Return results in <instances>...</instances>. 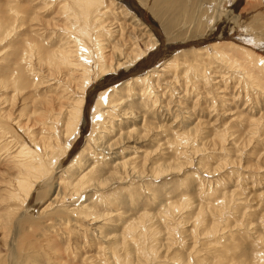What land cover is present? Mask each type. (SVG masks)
I'll return each mask as SVG.
<instances>
[{
    "label": "rangeland",
    "instance_id": "rangeland-1",
    "mask_svg": "<svg viewBox=\"0 0 264 264\" xmlns=\"http://www.w3.org/2000/svg\"><path fill=\"white\" fill-rule=\"evenodd\" d=\"M163 3L0 0V264H264V0Z\"/></svg>",
    "mask_w": 264,
    "mask_h": 264
},
{
    "label": "bare ground",
    "instance_id": "bare-ground-1",
    "mask_svg": "<svg viewBox=\"0 0 264 264\" xmlns=\"http://www.w3.org/2000/svg\"><path fill=\"white\" fill-rule=\"evenodd\" d=\"M92 1H94V0H92ZM95 1H96V0H95ZM99 1H101V0H99ZM160 1H164V3L161 4V5L158 7V8H159V11H161V12H160L161 14H159V12H158L157 15H159L161 19H163V16H164V15H169L171 12H176V10L178 11V7H176V6H175L174 8H171V7H170V4H168V3H169V0H156V3H157V4H160ZM87 2H88V0H87ZM80 3H82V2H80ZM85 3H86V2H85ZM96 3H97V2H96ZM167 4L169 5V9L171 8L170 10H173V11H171V12H169V11H167V10L165 11L164 6L167 5ZM105 5H106V4H105ZM103 6H104V5H103ZM155 6H156V4H155ZM156 7H157V6H156ZM70 8H71V7H70ZM97 8H98V7H97ZM99 8H100V7H99ZM103 8H104V7H103ZM105 8H107V7H105ZM126 8H127V7H126ZM119 9H120V8H119ZM179 9H180V7H179ZM154 10H155V8H154ZM162 10H163V12H162ZM97 11H98V10H97ZM120 11H121V10H120ZM122 11H123V10H122ZM152 11H153V10H152ZM138 12H139V11H138ZM120 13L122 14V12H120ZM98 14H99V13H98ZM104 14H105V13H104ZM150 14H151V13H150ZM71 16H72V15H71ZM99 16H100V15H99ZM118 16H119V14H118ZM122 16H123V15H122ZM129 16H130V15H129ZM134 17H135V15H134ZM68 18H69V17H68ZM125 18H126V17H125ZM126 19H127V18H126ZM132 19H133V18H132ZM161 19H160V20H161ZM96 20H98V19H96ZM122 20H123V19H122ZM135 20H136V19H135ZM123 21H124V20H123ZM88 22H89V21H88ZM109 22H110V21H109ZM126 22H128V21H126ZM139 22H140V21H139ZM164 22H165V20H164ZM164 22H163V23H164ZM97 24H98V23H97ZM99 24H100V23H99ZM137 24H138V23H137ZM140 24H141V23H140ZM103 25H104V24H103ZM173 25H174V22H170L169 26H166V25H165V27H166V28H170V27L172 28ZM87 26H88V25H87ZM87 26H86V27H87ZM93 26H94V24H93ZM119 26H120V25H119ZM124 26H125V25H124ZM133 26H134V25H133ZM140 26H141V25H140ZM250 26H251V25H250ZM98 27H100V26H98ZM117 27H118V26H117ZM137 27H138V26H137ZM118 28H119V27H118ZM89 30H90V29H89ZM126 30H127V29H126ZM131 30H132V29H131ZM113 31H114V30H113ZM165 31H167V30H165ZM251 31H252V30H251ZM96 32H97V31H96ZM126 32H127V31H126ZM138 32H139V31H138ZM141 33H142V32H141ZM198 33H199V31H198ZM200 33H201V32H200ZM125 34H126V33H125ZM129 34H131V33H129ZM109 35H110V34H109ZM128 36H129V35H128ZM132 36H134L133 33H132ZM140 36H141V35H140L139 33H137V37H140ZM252 36H253V35H252ZM95 37H96V35H95ZM129 37H130V36H129ZM145 37H146V36H145ZM98 38H99V35H98ZM124 38H125V37H124ZM147 38H148V37H147ZM153 38H154V37H153ZM122 39H123V38H122ZM97 40H98V39H97ZM144 40H145V39H144ZM155 40H156V39H155ZM101 41H102V40H101ZM128 41H129V40H128ZM150 41H151V39H150ZM95 42H96V41H95ZM120 42H121V41H120ZM138 42H139V41H138ZM154 42H155V41H154ZM97 43H98V42H97ZM106 44H107V43H106ZM108 44H109V43H108ZM124 44H125V42H124ZM139 44H140V43H139ZM146 44H147V45H148V44L150 45V42H146ZM151 44H152V43H151ZM215 44H216V43H215ZM99 45H100V44H99ZM99 45H98V46H99ZM141 45H142V44H141ZM149 45H148V46H149ZM220 45H221V44H220ZM154 47H155V46H154ZM149 48H150V47H149ZM151 48H152V47H151ZM172 48H173V47H172ZM136 49H137V48H136ZM99 50H100V49H99ZM168 51H169V50H168ZM99 52H100V51H99ZM114 53H115V52H114ZM137 53H138V52H137ZM111 54H112V53H111ZM70 55H71V54H70ZM128 55H129V54H128ZM130 55H131V53H130ZM152 55H154V54H152ZM66 56H67V55H66ZM97 56H98V55H97ZM142 56H143V55H142ZM157 56H158V55H157ZM70 57H72V56H70ZM98 57H99V56H98ZM135 57H136V56H135ZM143 57H144V56H143ZM151 57H152V56H151ZM153 57H154V56H153ZM60 58H61V56H60ZM62 58H63V57H62ZM102 58H103V57H102ZM133 58H134V56H133ZM137 58H139V57H137ZM68 59H69V57H68ZM125 59H126V58H125ZM134 59H135V58H134ZM148 59H150V58H148ZM148 59H147V62H148ZM117 60L120 61V60H123V58H122L121 56H117ZM128 60H129V59H128ZM131 60H132V59H131ZM140 60H141V59H140ZM151 60H152V59H151ZM65 61H66V60H65ZM69 61H70V59H69ZM69 61H68V62H69ZM128 62H131V61H124V62H122V63H119V62H118V66H117L116 68H119V66H122V64H125V65H126ZM140 63H141V62H140ZM61 64H62V63H61ZM59 65H60V64H59ZM128 67H130V66H128ZM131 67H132V66H131ZM57 68H58V65H57ZM120 68H122V67H120ZM135 68H136V66H135L134 68L132 67V69L130 68L128 72H124V73H125V76H126L127 74H131V72L134 71ZM123 69H124V68H123ZM125 69H126V68H125ZM103 71H104V70H103ZM106 72H107V71H106ZM112 72H113V71H112ZM108 73H110V72H108ZM108 73H107V74H108ZM103 75H104V74H103ZM112 76H114V75H111V77H112ZM125 76H122V77H125ZM140 76H141V75H139V77H140ZM139 77H135V78H133V79H134V80L137 79V81H138V78H139ZM142 77H144V76H142ZM141 79H142V78H141ZM139 81H140V80H139ZM98 86H99V85H98ZM100 86H101V85H100ZM95 98H96V97H95ZM89 105H90V104H89ZM87 121H88V120L86 119V122H85V123H87ZM85 123H84V124H85Z\"/></svg>",
    "mask_w": 264,
    "mask_h": 264
},
{
    "label": "water",
    "instance_id": "water-1",
    "mask_svg": "<svg viewBox=\"0 0 264 264\" xmlns=\"http://www.w3.org/2000/svg\"><path fill=\"white\" fill-rule=\"evenodd\" d=\"M98 84L100 83V82H97ZM103 86H101V88H102Z\"/></svg>",
    "mask_w": 264,
    "mask_h": 264
}]
</instances>
